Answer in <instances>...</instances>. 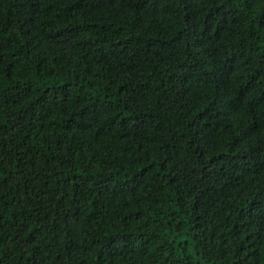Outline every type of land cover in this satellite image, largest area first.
I'll use <instances>...</instances> for the list:
<instances>
[{
    "label": "trees",
    "instance_id": "trees-1",
    "mask_svg": "<svg viewBox=\"0 0 264 264\" xmlns=\"http://www.w3.org/2000/svg\"><path fill=\"white\" fill-rule=\"evenodd\" d=\"M0 264H264V0H0Z\"/></svg>",
    "mask_w": 264,
    "mask_h": 264
}]
</instances>
